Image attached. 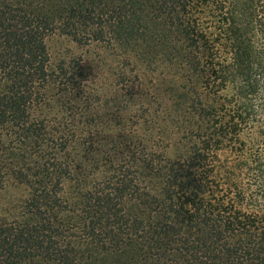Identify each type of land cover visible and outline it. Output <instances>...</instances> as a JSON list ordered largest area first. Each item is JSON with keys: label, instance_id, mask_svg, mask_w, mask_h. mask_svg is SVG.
<instances>
[{"label": "trees", "instance_id": "16d2710c", "mask_svg": "<svg viewBox=\"0 0 264 264\" xmlns=\"http://www.w3.org/2000/svg\"><path fill=\"white\" fill-rule=\"evenodd\" d=\"M0 264H264V0H0Z\"/></svg>", "mask_w": 264, "mask_h": 264}, {"label": "rangeland", "instance_id": "374dc122", "mask_svg": "<svg viewBox=\"0 0 264 264\" xmlns=\"http://www.w3.org/2000/svg\"><path fill=\"white\" fill-rule=\"evenodd\" d=\"M47 42V47L49 50V54L51 57V60L53 62H60V61H65L68 62L71 58H78V59H82L83 63H84V67L87 68H91V75L90 78L93 77V81L91 82V85H93V83L95 82L96 84H98V79L99 77H101V70H100V66L99 64H104L105 70H106V77L107 75L110 73L107 70L108 65L111 66V64H115L114 61V53L111 52V50H108L106 52H102L100 51V48L93 45V46H83V45H79L78 43H76L75 41H73L70 37L62 35L60 33H55L52 34L51 36H49L46 40ZM111 53L112 55H108V59L106 61V56L104 58L105 54H109ZM104 58V59H103ZM145 62V61H143ZM133 62H129L127 64H129V68L132 66ZM143 65V64H142ZM150 66L144 65L143 67V73H140V77H138V89L140 88V92L142 94H147V99H150L151 101H154L155 98H157L158 96V88H161V80L158 77V79H156V74L152 73V69L154 68L153 65H151L149 63ZM141 67V66H140ZM160 70H158L157 72H159ZM111 77H113V81H115V77L113 75L110 74V76H108V79H110ZM129 82L133 81L135 82L137 80V77L135 76V74H131V76H129ZM119 82V81H118ZM118 82L114 83V87L116 88ZM95 86V85H94ZM168 85L167 84H162V88L164 89L163 93H165L166 95H171L169 92H167L166 90H168ZM138 92V91H137ZM133 101V102H132ZM137 102V98H135V100H131L129 102V98H128V105H134V103ZM178 103L175 102H171L169 104V108L168 110L171 111V113L174 116L179 115V108H178ZM155 106V105H154ZM156 109V108H155ZM137 114L139 113H129V116L136 120ZM167 142V143H166ZM165 144H169L168 143V139H166ZM167 154L168 155H173L174 151L172 147L167 148ZM15 188H11L9 187L8 190H6L5 192L2 193L1 196V206L3 208H8L11 207L13 204H11L13 201V197L15 195Z\"/></svg>", "mask_w": 264, "mask_h": 264}]
</instances>
